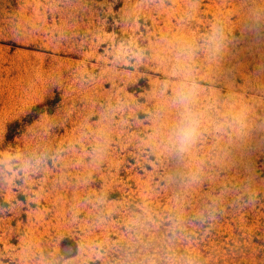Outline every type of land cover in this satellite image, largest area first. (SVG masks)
Returning <instances> with one entry per match:
<instances>
[{"label": "rangeland", "instance_id": "obj_1", "mask_svg": "<svg viewBox=\"0 0 264 264\" xmlns=\"http://www.w3.org/2000/svg\"><path fill=\"white\" fill-rule=\"evenodd\" d=\"M0 264H264V0H0Z\"/></svg>", "mask_w": 264, "mask_h": 264}, {"label": "clouds", "instance_id": "obj_2", "mask_svg": "<svg viewBox=\"0 0 264 264\" xmlns=\"http://www.w3.org/2000/svg\"><path fill=\"white\" fill-rule=\"evenodd\" d=\"M175 138L178 147L183 150L197 135V118L194 113H187L182 122L175 129Z\"/></svg>", "mask_w": 264, "mask_h": 264}]
</instances>
